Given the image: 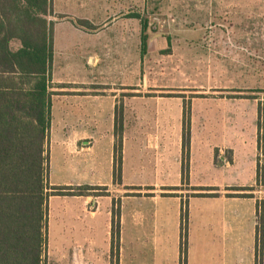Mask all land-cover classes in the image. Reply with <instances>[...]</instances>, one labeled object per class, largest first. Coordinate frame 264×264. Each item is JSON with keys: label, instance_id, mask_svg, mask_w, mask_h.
<instances>
[{"label": "rangeland", "instance_id": "1", "mask_svg": "<svg viewBox=\"0 0 264 264\" xmlns=\"http://www.w3.org/2000/svg\"><path fill=\"white\" fill-rule=\"evenodd\" d=\"M133 14L147 21L149 38L142 58L139 37L130 39L135 47L132 74L128 72L121 79L111 72L102 78L99 68H91L86 71L85 80H61L68 83L61 85L63 91H53L49 183L82 192L91 186L87 187L93 189L90 194L109 196L112 207L103 201L101 212L93 217L90 212L96 209L89 204L82 210L81 199L72 195L50 196L44 264H108L103 254L109 244L111 264H119L121 256L126 264H143V258L149 255L156 264L160 251L152 249L149 253L142 235L128 224L131 208L141 210L152 205L151 198L142 196L163 190L201 188L205 180L195 171L209 163L211 150L215 168L219 169L223 165L217 159L219 154L226 159L233 156L225 147L254 140L257 100L264 103V0H134ZM59 34L56 35L60 40ZM96 42L95 50L101 57L99 41ZM12 46L16 49L18 43L13 42ZM55 49L54 75L75 74L69 68V57L77 54L59 51L58 45ZM79 81L85 84L79 85ZM78 87L85 88V94L90 96L66 91ZM102 90L110 99L116 96L113 119L105 97H94ZM67 112L74 116L67 117ZM79 124L85 132L78 139L86 138L79 144H96L97 159L89 157L90 151L77 153L74 139L68 142L73 144L72 152L61 146L63 129L67 134ZM115 132L122 139L121 150L116 154H120L121 161L116 163L115 158L113 174L96 181L98 174L92 173L93 164L97 161L106 169L104 155L110 135L115 136ZM84 161L91 166L88 175L79 171ZM126 195L135 197L125 199ZM108 207L112 219L107 215ZM121 208L124 221L120 243ZM91 247L102 254L100 261L90 257ZM243 249L248 252L246 245Z\"/></svg>", "mask_w": 264, "mask_h": 264}, {"label": "crops", "instance_id": "2", "mask_svg": "<svg viewBox=\"0 0 264 264\" xmlns=\"http://www.w3.org/2000/svg\"><path fill=\"white\" fill-rule=\"evenodd\" d=\"M133 4L134 0H52V13L48 15V20L53 22V60L50 88L52 92L55 89L63 91L64 87L61 85L68 83L61 80H85L86 71L91 68H99V74L102 78L109 76L111 72L116 78L121 77V79L127 76L128 72L133 73L135 47L130 39L134 35L138 36L140 45L141 34V17L133 14ZM80 21L87 22L82 23ZM58 33H60L58 35V37H61L60 40L57 39L56 34ZM96 41H99L98 45L102 52L101 57L97 56L99 53L95 50V48H98ZM57 45L60 48L59 51L63 50L67 54H77L69 57L72 60L69 68L72 69V72H75L69 77L54 75V57ZM108 51H110L109 54H107ZM105 53L106 58L104 57ZM78 84L84 85L85 82L79 81ZM66 91L70 92L71 95L84 94L87 96L85 88L81 89L78 87L71 90L66 89ZM104 93H106L105 90H102L101 94L94 95V97L100 99L105 97L113 119L116 96L114 95L110 99L109 95ZM51 99H54V95H52ZM258 102L259 100H257V118ZM66 116L73 117L74 115L67 112ZM112 129L113 126L111 125ZM70 130L67 134L71 132V135H67L64 134L66 131L63 129V135L60 137L61 146L67 151H71L73 144L68 145V142L74 139V148H77V153L81 152L80 154H82L90 151L87 153L89 157L94 156L97 159L98 156L95 155L96 144L89 146L79 144V141L86 139H78L81 133L85 132L82 125H73ZM226 148L233 153L231 162L222 154H219V160L223 165L216 169L214 153L211 150L209 163L195 171L196 174L200 173L201 176L203 175L201 179L205 180V183L200 184V186L218 188L253 186L255 187L254 190L247 192L251 196L229 197L226 196L227 193L240 191H228L225 189L214 191L163 190L159 194L142 196L151 198L153 201L152 205L147 208H142L141 210H135L134 207L131 208V219L128 221V218H126V221H128V224L130 223L134 230L136 229L138 235H142V243L149 248V253H152V249L153 252L155 249H157L156 252L160 251L156 258V264H264V243L262 244L263 252L261 257L255 255L256 211L261 204H263L264 212V183L259 184L256 181L258 162L264 163V154H261L258 147V126L255 128V137L251 143L239 142ZM114 149L115 136L111 134L109 145L106 149L107 154L105 153V159L103 158L106 161V169H104V166H102L103 168L100 167L97 161L93 164L95 170L92 173L98 174L95 177L96 181H100L103 175H109L110 172L113 174V164L116 157ZM87 167L89 166L84 161L83 167L79 171L83 175H88L92 170L91 166ZM213 175H218V177ZM207 180L214 181L209 182ZM91 192L89 190L84 195H74L78 200L81 199L82 210H85L86 206L91 204L90 206L96 210L90 212V215L96 217L101 212L103 201L109 202V206L112 207V201L109 196L95 197L90 194ZM186 193L190 194L187 195ZM198 193H218V195H195ZM129 196L135 197L133 195ZM129 196L126 195L125 199H128ZM121 212L122 208L119 212L120 243L122 241L121 225L124 221ZM183 213H185L184 221L187 231V249L184 261L181 260L180 254ZM107 215L112 219V212L109 207ZM92 242L94 243V241ZM245 245L248 252L243 249ZM90 249L88 252L90 257H97V260L100 261L102 254L97 253L92 247ZM107 249V254H103L105 255L103 257H106L108 264H111L109 260L110 244ZM152 258L153 256L151 255L148 258H143V264H153L151 262L153 261ZM131 259L133 260L132 256ZM83 260H86V258L83 257ZM124 262L125 260L123 261V256H121L119 264H126Z\"/></svg>", "mask_w": 264, "mask_h": 264}, {"label": "trees", "instance_id": "3", "mask_svg": "<svg viewBox=\"0 0 264 264\" xmlns=\"http://www.w3.org/2000/svg\"><path fill=\"white\" fill-rule=\"evenodd\" d=\"M51 13V0H0V264H44L50 196L87 193L49 183L53 22L47 16ZM140 22L142 58L147 53L149 37L147 21L141 19ZM13 42L18 43L16 49ZM257 126L258 147L264 154L262 101L258 102ZM114 135L116 155L121 150L122 139L118 132ZM186 142L189 139L185 138ZM115 158L116 163H120V154ZM227 160L232 161L231 157ZM119 167H116L118 173ZM256 179L257 183H264V163L260 161ZM193 190L214 191L217 188ZM225 190L240 191L227 193L229 197H249L251 194L247 192L254 187L230 186ZM195 195L217 196L218 193ZM184 217L185 213L180 236L182 261L187 249ZM256 217V255L261 257L263 204L258 207Z\"/></svg>", "mask_w": 264, "mask_h": 264}]
</instances>
